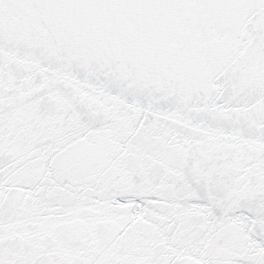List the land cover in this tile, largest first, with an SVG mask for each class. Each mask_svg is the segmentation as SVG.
Instances as JSON below:
<instances>
[{
  "label": "snow or ice",
  "instance_id": "obj_1",
  "mask_svg": "<svg viewBox=\"0 0 264 264\" xmlns=\"http://www.w3.org/2000/svg\"><path fill=\"white\" fill-rule=\"evenodd\" d=\"M0 264H264V0H0Z\"/></svg>",
  "mask_w": 264,
  "mask_h": 264
}]
</instances>
